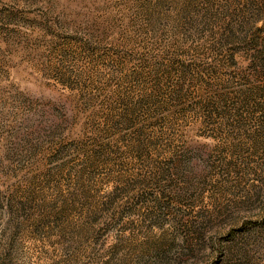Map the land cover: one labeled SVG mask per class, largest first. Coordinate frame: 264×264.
I'll use <instances>...</instances> for the list:
<instances>
[{"label":"rangeland","instance_id":"374dc122","mask_svg":"<svg viewBox=\"0 0 264 264\" xmlns=\"http://www.w3.org/2000/svg\"><path fill=\"white\" fill-rule=\"evenodd\" d=\"M0 264H264V0H0Z\"/></svg>","mask_w":264,"mask_h":264}]
</instances>
